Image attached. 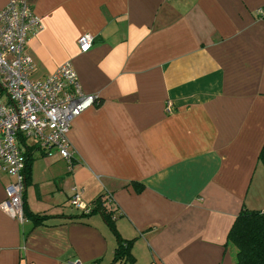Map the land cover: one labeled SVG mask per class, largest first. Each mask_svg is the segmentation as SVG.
<instances>
[{"label": "crops", "instance_id": "0c3cea01", "mask_svg": "<svg viewBox=\"0 0 264 264\" xmlns=\"http://www.w3.org/2000/svg\"><path fill=\"white\" fill-rule=\"evenodd\" d=\"M25 1L41 24L32 77L70 61L98 103L72 122L70 162L28 146L26 205L46 219L0 207V264H111L116 236L99 213L79 218L76 190L89 207L112 196L133 257L114 264H234L229 229L264 209V0Z\"/></svg>", "mask_w": 264, "mask_h": 264}, {"label": "built area", "instance_id": "2783aa9c", "mask_svg": "<svg viewBox=\"0 0 264 264\" xmlns=\"http://www.w3.org/2000/svg\"><path fill=\"white\" fill-rule=\"evenodd\" d=\"M41 27L40 18L25 0H9L0 10V175H8L1 209L22 221L26 188L24 148L34 143L47 155L53 150L71 161L69 132L73 120L98 103L85 92L70 61L43 78L32 77L33 60L27 52L30 36ZM94 36L83 33L80 52L88 51ZM171 103H167L170 111ZM76 190V189H75ZM69 204L88 211L77 190ZM73 264H85L75 259Z\"/></svg>", "mask_w": 264, "mask_h": 264}, {"label": "trees", "instance_id": "16d2710c", "mask_svg": "<svg viewBox=\"0 0 264 264\" xmlns=\"http://www.w3.org/2000/svg\"><path fill=\"white\" fill-rule=\"evenodd\" d=\"M31 148L27 146L26 150V167L25 182L30 174L32 157L30 156ZM259 161L264 165V143L259 153ZM137 186L140 183L134 182ZM110 193L99 194L91 203L88 211H82L79 218L99 213L110 230L115 234L117 247L115 249L113 261H131L133 257L130 252V242L122 239L115 227L113 210L107 207L112 202ZM23 214L24 217H30L33 223H40L46 219V216H40L31 213L26 205L25 191L23 194ZM227 244L234 247V264H264V209L249 210L242 208L234 220L227 235Z\"/></svg>", "mask_w": 264, "mask_h": 264}]
</instances>
